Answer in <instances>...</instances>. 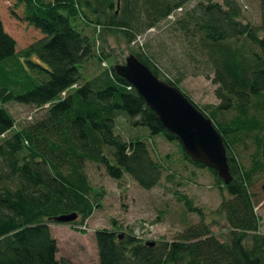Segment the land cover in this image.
Returning a JSON list of instances; mask_svg holds the SVG:
<instances>
[{
  "label": "trees",
  "instance_id": "16d2710c",
  "mask_svg": "<svg viewBox=\"0 0 264 264\" xmlns=\"http://www.w3.org/2000/svg\"><path fill=\"white\" fill-rule=\"evenodd\" d=\"M189 1L16 0L23 19L42 35L20 50L0 19V264H72L56 257L49 223L70 212L83 223L98 207L101 193L88 180L86 162L102 166L114 179L128 175L143 189L159 183L165 168L152 157L148 137L124 140L116 133L120 115L151 136L177 141L184 160L209 170L226 193L212 213L222 215L228 233L225 240L216 237L201 210L182 195L185 208L199 215L197 224L171 241L151 245L126 233L95 230L98 263L264 264V234L250 190L253 177L264 172V36L259 34L264 0H257L256 26L242 22L236 0L184 8ZM175 12L171 28L187 55L207 63L213 73L218 103L195 105L222 138L231 174L227 184L214 169L191 161L144 99L105 63L111 55L106 33L135 42ZM132 53L180 89V77H161L151 57ZM91 60L97 72L82 80L80 68ZM8 102L45 111L13 130Z\"/></svg>",
  "mask_w": 264,
  "mask_h": 264
},
{
  "label": "rangeland",
  "instance_id": "374dc122",
  "mask_svg": "<svg viewBox=\"0 0 264 264\" xmlns=\"http://www.w3.org/2000/svg\"><path fill=\"white\" fill-rule=\"evenodd\" d=\"M201 1L206 0H190L184 8H190ZM236 1L242 11V22L258 25L257 0ZM176 15L179 13L175 12L172 17H167L154 28L138 34L135 42L127 43L117 32L106 33L105 48L111 55L105 63H124L128 54L142 51L151 57L161 77H180V90L195 104L205 107L218 103L214 94L216 85L211 81L213 73L210 66L204 61L198 62L189 57L171 28V22ZM0 19L5 31L15 39L16 50L42 36L23 19V6L18 5L16 0H0ZM87 31L91 32L90 27ZM259 34L264 36V31H259ZM100 46L101 42L98 48ZM80 70L84 76L82 80L97 72L96 64L92 60L83 64ZM5 106L14 119L13 130L22 128L45 111V107L37 108L14 102L5 103ZM116 133L124 140L134 136L148 137L152 157L164 165L162 177L153 188L143 189L128 175L114 179L106 174L102 166L86 162L84 171L88 180L94 190L101 193L98 207L93 209L83 223L79 222V216L72 223H49L50 233L57 242L58 259H66L72 264H99L93 235L99 229L126 233L150 242L177 238L188 226L200 221L199 215L188 211L184 202L179 200L182 195L201 210L204 217L202 220L210 226L216 237L227 239L228 230L222 215L212 213L226 193L216 187V181L207 168L197 167L184 160L177 141L168 140L163 135L151 136L145 128L132 124L123 115L116 120ZM168 174L171 176L168 177ZM250 190L254 195V210L260 219L259 231L264 234V172L253 177Z\"/></svg>",
  "mask_w": 264,
  "mask_h": 264
},
{
  "label": "water",
  "instance_id": "95a60500",
  "mask_svg": "<svg viewBox=\"0 0 264 264\" xmlns=\"http://www.w3.org/2000/svg\"><path fill=\"white\" fill-rule=\"evenodd\" d=\"M113 69L144 99L166 131L178 138L191 161L214 169L225 184L231 180L222 138L211 119L193 101L177 86L152 73L133 53L125 57L124 63L114 64ZM77 216L76 212H70L53 219L58 223H70Z\"/></svg>",
  "mask_w": 264,
  "mask_h": 264
},
{
  "label": "built area",
  "instance_id": "2783aa9c",
  "mask_svg": "<svg viewBox=\"0 0 264 264\" xmlns=\"http://www.w3.org/2000/svg\"><path fill=\"white\" fill-rule=\"evenodd\" d=\"M169 17H172V15H169ZM139 39V37H137Z\"/></svg>",
  "mask_w": 264,
  "mask_h": 264
}]
</instances>
